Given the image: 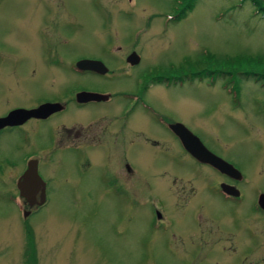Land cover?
<instances>
[{
  "label": "rangeland",
  "instance_id": "1",
  "mask_svg": "<svg viewBox=\"0 0 264 264\" xmlns=\"http://www.w3.org/2000/svg\"><path fill=\"white\" fill-rule=\"evenodd\" d=\"M189 4L191 9L176 19ZM58 38L64 40L67 62L83 55L96 57L115 73L114 78H69L59 70L53 72L57 84L50 85L42 59ZM132 49L141 61L134 68L123 59ZM49 53L56 51L49 48ZM0 55L4 56L0 108L47 98L52 93L46 95V90L53 87L63 96L61 87L68 78V84L76 82L84 90L119 94L134 88L131 80L116 78L124 71L134 76L148 71L193 74L196 65L208 58L222 72L228 64L237 72L264 67V19L248 0H0ZM210 82L195 80L170 89L155 85L144 99L153 110L184 123L207 148L238 167L244 177L240 207L210 192L214 188L206 187V170H189L169 133L135 109L128 124L167 149L129 147L133 151L122 157L131 172L124 161L118 166L127 193L112 190L101 180L117 155L106 157L93 149L88 156L86 152L47 156V145L41 150L46 154L39 169L49 183L47 200L25 218L21 200L6 198L9 190L1 185L9 169L4 161L11 157L17 162L15 144L0 143V264H24L27 228L34 235L36 264H260L243 256L256 246L255 254L264 257V219L248 211L255 193H264V82L241 77L231 84L221 78ZM23 94L27 97H18ZM123 105L120 97L102 105H74L44 123L42 131L46 136L49 124L84 126L99 120L95 131L81 128L78 142L86 146L96 142L107 122L112 127ZM63 129L60 141L63 134L69 137L56 143L59 148L77 142L74 133ZM111 142L102 144L104 151H116L117 141ZM118 144L128 146L126 141ZM155 210L169 225L167 231L148 228ZM245 223L258 233L259 245L256 237L248 239ZM228 252L239 254L238 259Z\"/></svg>",
  "mask_w": 264,
  "mask_h": 264
},
{
  "label": "flooded vegetation",
  "instance_id": "2",
  "mask_svg": "<svg viewBox=\"0 0 264 264\" xmlns=\"http://www.w3.org/2000/svg\"><path fill=\"white\" fill-rule=\"evenodd\" d=\"M251 1V0H250ZM263 4L264 1L260 0ZM252 4V2H250ZM254 3V2H253ZM254 6V10L257 11V9H259L261 11V13L259 12L260 17H262L264 15V5H260L258 2H255ZM52 22H54V24L56 25V21L53 20ZM61 25V24H60ZM59 27V24H58ZM56 43H55V42ZM53 43L50 45H48V47L45 49L44 51V59H42L44 61V63H42V65L46 66L45 68L48 70V75H50V79H49V83L50 85L55 86V84H57L56 82V77L53 75V72H57L60 70V74H62L64 77H68L69 78L72 77H80L82 75H92L95 76L97 78H106V77H110V78H114L115 73L109 70V67L106 66V64L100 60H98V58L93 57V56H81L78 57L77 59H69L68 62L66 61V59H64L66 57L65 55V51L66 48L64 46V40L62 39H54ZM49 48L52 50H55L56 53L54 54H50L49 53ZM57 49L62 50V55L57 51ZM108 53H110V55H114L112 53V51L110 50H106ZM132 52H136L135 50H130L127 54H125V56L123 57L124 62L126 63V65L128 67L134 68L137 67L141 61H139L138 64L136 65H130L126 59L129 56V54H131ZM4 56L0 55V58H2ZM119 58V57H116ZM81 59H89V60H98L101 61L107 68L108 71L104 74H98L92 71H81L78 70L75 67V64L77 61L81 60ZM1 60V59H0ZM61 69L63 70V72L61 71ZM52 70V71H51ZM32 75H34V72L31 73ZM192 72H186V73H172L169 76L163 75L160 72H141V73H137L136 76H134L133 73L131 72H127L124 71L123 73H118V77H116L117 79H124L127 80V82H129L131 80V82L134 84V88H130L127 91H125L124 93H103V92H99V91H88V90H84L81 89L80 85L75 84L76 82H73V85L68 84L67 79L65 82V85L63 86V82L61 83V85L63 87H61V89L63 88L62 91V95H57V89L58 88H51L46 90V95H50L52 93V95H50L49 97L45 98V96L41 97L40 96L38 98H35V100H33L32 102L28 103L26 106L22 105V104H16V105H7V106H2L0 108V119L2 118H6L11 112L13 111H17V110H26V111H30V110H35L43 105L46 104H57L58 108L56 111L52 112L51 114L47 115V116H41V117H30L27 120H25L24 122L20 123V124H15V125H9V126H4L3 128L0 129V143L1 145H7L9 144V142L14 143L15 144V152L17 153L18 159L17 162L15 161L14 158L8 157L7 160H5L4 162H6L9 165V169L6 175L5 180L1 181V185L6 187L9 191L6 193V198L12 199L13 201L17 200V197L21 200L22 204L21 206H19V208L25 212L28 211L29 215H31L32 213H35L36 211H38L42 206H44V204L46 203V191L49 187V183L43 178V176L40 174V161L42 159V156L44 154L47 153V156H51V155H56L58 153H81V152H86L85 155L88 156L87 151H93V149H99L102 152H104L106 154V157L109 156V154H115L117 155V157L119 158L118 160H116L115 165L112 166L111 170H109V173L106 175V177L104 176V178H101V180L103 179V184L104 185H108L109 187H112V190H116L118 192H126V187H125V182H124V178L121 175V173H118V166L120 165V163L122 161H124V168L127 169L128 173L131 172V166L129 165L128 161H126V159H124L122 157V155L128 156L130 155V151H133L130 148H133L134 146H142V145H148L151 147H159L161 148V150L163 149H167L166 146L161 145L160 143L151 139H147L145 138V136L143 135V133L141 132V130H138L135 126H130L128 123L130 121V114L133 113L135 111V109H140L143 113L147 114V116L151 117L149 118V120H153L155 122V124L157 123L158 126L162 127L166 132L169 133V135L171 136V140L173 141L174 145L176 146L177 149V154L180 155L181 161L183 164L187 165L189 167V170L191 169V167H197L200 169H205L206 170V178L205 180V184L206 187L208 188L210 185H213L212 188L210 190V192L212 193H216L219 197H222V200L227 202L228 204H232L234 206H238L240 207L241 205V200L243 198L242 196V192L240 189V185L241 182L243 181L244 177L242 175V173L240 172V170L238 169V167L233 164L231 161L226 160L225 158L219 156L218 154L214 153L213 151H211L209 148H207L205 145V147L212 152L214 155L218 156L219 158L223 159L224 161H226L227 163L231 164L235 169H237L241 175H242V179L241 180H236L234 178H231L229 176H227L226 174L220 173L218 170H216L215 168H213L212 166L208 165V164H203L199 161H197L195 158H193L182 146L179 138L171 131V129L169 128L170 124H174V123H181L183 124L189 131H191L184 123L180 122V121H176L173 120L172 118L168 117L167 115H165L164 113H161L159 111L153 110L145 101L144 99V95L145 93L151 88V87H155L158 85H162L164 86V88H174L177 87L178 84H167V83H160L159 79L160 78H184V79H188L189 77H191ZM29 79V78H28ZM73 79V78H72ZM33 78L30 77V81H32ZM74 80L76 81L77 79L74 78ZM187 84V82H182L179 83V85H184ZM31 91V90H29ZM81 91H87V92H93V93H98L101 95H105V99L101 100L99 102H88V103H77L75 100V95L78 92ZM18 97H27L24 94ZM121 98L122 103L124 102V105L121 106L120 109V114L117 115L116 117H114V119L112 120V127L109 126V122H107V125L102 126V128L100 129V134L99 136L95 139V143L92 142L91 144H88L86 146L82 145L79 141V137L82 135V131L81 128L83 129H95V127L97 125H95L98 121L95 122H90V123H85V125L83 126L82 124H78V125H74V126H69V125H65L64 123L60 124V125H50L48 126V134L45 136L44 131H42L43 125L44 123H48L51 120H54V118L58 115H64L67 113L68 108L73 107L74 105L78 108H84L85 106H88L91 103H94L96 105H102V104H106L110 101H112L114 98ZM100 120H105V121H109L107 118H101ZM148 121V120H147ZM115 125H118V129L115 130V128H113ZM120 126V127H119ZM132 127V128H131ZM31 128H33L32 130H30ZM60 128H64L63 132L67 133V134H71L74 133L75 138H77V142L74 143L71 146H67L64 148H59L56 147V143H61L62 140L65 141L66 138H68L69 136H64V134L62 135V140L60 141V138L58 137L59 135H61V132L59 131ZM44 129V128H43ZM95 131V130H93ZM131 131V132H130ZM193 133V131H191ZM194 134V133H193ZM195 135V134H194ZM197 136V135H195ZM106 137H110V140H105ZM198 137V136H197ZM199 138V137H198ZM200 139V138H199ZM117 141L115 147L114 148L116 151L114 152H108V151H104L106 148V146L102 145V144H108L109 141L112 145V142ZM124 141L128 142V146L127 148H125L126 146H120L118 143L123 142ZM202 142V141H201ZM203 143V142H202ZM47 145H49V152H44L41 151L44 147H46ZM25 147V148H24ZM27 147H30L29 149ZM36 147V150H35ZM32 149V150H31ZM42 152V153H40ZM44 152V153H43ZM11 154V153H9ZM116 157V156H115ZM90 158V157H89ZM123 158V160H122ZM13 162H12V161ZM30 161H35L36 162V167H37V172L38 175L40 176V178L42 179V181L44 182V190H45V202L41 205L38 206L36 204V202L39 201L40 199V192L42 190V187H31V190H35L37 191V194L35 195L34 199H33V206L29 207V204L27 203V201L24 198H21L19 196V190L17 187L18 184V180L20 179V177L22 176V174L25 172V170L27 169L28 163ZM130 166V167H129ZM13 175V176H12ZM221 184L224 185H228L231 186L235 189L234 192H239V196L238 197H234L232 195L227 194L226 192H224L221 189ZM127 193V192H126ZM262 194V192H256L255 193V197L252 199L251 202H249V208L248 211L251 215H257L260 218L264 219V210H262L258 205H257V198L258 196ZM155 217L153 219H151V221L148 224V228L149 229H153L155 231H167L169 225L164 224V218L163 216L160 214V212L158 210L154 211ZM159 214V216H158ZM28 215V216H29ZM245 228H247L246 234L248 236V239H251L253 237H256V240H259L258 245L260 243L261 238H259L258 233L253 230L251 228V226L247 223H245ZM175 236L180 237V235L176 234ZM174 236V237H175ZM192 235L188 234L187 239L190 240L191 243H195V240L190 238ZM197 239V238H196ZM198 239L201 240V242H205L204 239L202 238V236H198ZM229 239V238H228ZM231 239V238H230ZM176 240V239H174ZM201 242L199 243V245L201 244ZM256 247V246H255ZM250 248L249 250H246L243 258L245 259V261H249L251 263L254 262V260L256 259L260 264H264V257L258 258V256L255 254L254 249L256 248ZM222 251H225L224 249ZM262 251L259 252V254ZM226 253V252H225ZM228 256L231 257H236L238 259L239 254L236 255L234 252L230 253L228 252ZM236 255V256H235Z\"/></svg>",
  "mask_w": 264,
  "mask_h": 264
},
{
  "label": "water",
  "instance_id": "3",
  "mask_svg": "<svg viewBox=\"0 0 264 264\" xmlns=\"http://www.w3.org/2000/svg\"><path fill=\"white\" fill-rule=\"evenodd\" d=\"M126 61L131 65H136L139 63V57L135 52H132L127 57ZM76 68L79 70L92 71L98 74H104L108 71L107 67L101 61L89 59H81L77 61ZM105 97V95H101L98 93L81 91L76 94L75 99L78 103H87L94 101L98 102L104 100ZM57 108V104H46L35 110L13 111L6 118L0 119V129L4 126L20 124L30 117L47 116L52 112L56 111ZM169 128L179 138L183 148L197 161L203 164H208L218 170L220 173L226 174L231 178H234L236 180L242 179V175L237 169H235L231 164L227 163L223 159L210 152L200 141V139L195 136L191 131H189L183 124H170ZM17 187L19 190V196L27 201L29 207L33 206V199L37 194V191L31 190V187H42V190L40 192V199L38 202H36V204L38 206H41L45 202V186L44 182L38 175L35 161H30L28 163L27 169L18 180ZM220 187L224 192L229 195H232L234 197L239 196V192H234L235 189L231 186L221 184ZM257 204L262 210H264V193L258 196ZM28 214V211L24 212L25 217Z\"/></svg>",
  "mask_w": 264,
  "mask_h": 264
},
{
  "label": "trees",
  "instance_id": "4",
  "mask_svg": "<svg viewBox=\"0 0 264 264\" xmlns=\"http://www.w3.org/2000/svg\"><path fill=\"white\" fill-rule=\"evenodd\" d=\"M247 0H241L242 3H245ZM250 5L253 9L255 5V2H258L261 6L264 5L260 0H248ZM254 2V3H253ZM190 4L183 9L182 14L177 15L176 19H179L182 17L186 11V9H191ZM257 7V6H256ZM264 7V6H263ZM255 11V10H254ZM261 13L259 9L255 11L256 14ZM264 19V15L262 16ZM232 59H226L225 61L227 63L233 62ZM264 66V65H263ZM215 67L211 62L209 61V58L206 59L203 63L196 65L195 70H193V76L189 77L188 79L184 78H160V83H167V84H179L182 82L190 83L191 81H204V80H211L210 84L213 85L217 79H222L228 82V84H231L232 81L236 77H241L245 79H254L256 81H263L264 82V67L262 65H258L254 68L248 69V70H242L241 72L234 71L233 65H227V68H224V72L218 71V68ZM226 70V72H225ZM173 73V72H171ZM220 73V75H219ZM162 74V73H161ZM163 75L169 76L167 73H164ZM237 86V85H236ZM235 86V87H236ZM234 87V89H235ZM233 90V89H232ZM25 262L24 264H36V248H35V242H34V235L32 232V229L27 228L25 229Z\"/></svg>",
  "mask_w": 264,
  "mask_h": 264
}]
</instances>
